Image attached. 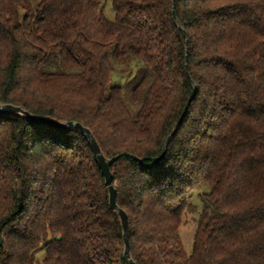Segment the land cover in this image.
Here are the masks:
<instances>
[{"label":"trees","instance_id":"1","mask_svg":"<svg viewBox=\"0 0 264 264\" xmlns=\"http://www.w3.org/2000/svg\"><path fill=\"white\" fill-rule=\"evenodd\" d=\"M106 2L0 0V103L120 154L136 264H264V0H112L114 20ZM41 249V264H127L85 135L0 113V264Z\"/></svg>","mask_w":264,"mask_h":264},{"label":"water","instance_id":"2","mask_svg":"<svg viewBox=\"0 0 264 264\" xmlns=\"http://www.w3.org/2000/svg\"><path fill=\"white\" fill-rule=\"evenodd\" d=\"M173 15L174 18H176V14H175V10H173ZM191 101V99H190ZM0 113L3 114H10V113H19L22 115L27 116L28 118H30L31 120L38 122V123H42V124H46L49 126H53V127H62V128H70V127H74L79 129L87 138L92 151L94 153V156L102 170V173L105 177V182L106 185L109 189V200H110V206L112 209H114L115 211H117L120 215L121 218V222L123 225V236H124V242H125V249H124V257L125 260L127 262V264H136V262L133 260V258L131 257V253H130V237H129V220H128V215L126 213V211L124 209H122L116 200V188L115 185L113 183V173L111 170V164L113 163V161H115L119 156L116 155L114 157L111 158H107L104 153L102 152L100 145L98 144L94 134L92 133V131L84 126L83 124H81L80 122H76V121H58L56 119L50 118V117H42V116H37L34 115L32 113H30L29 111L23 109L20 106L17 105H13L10 103H0ZM176 129V128H175ZM174 131L170 134V136L167 139L166 142V146L168 145L170 139L172 138ZM166 148V147H165ZM164 152H162V154L158 157V159H160L163 155Z\"/></svg>","mask_w":264,"mask_h":264},{"label":"rangeland","instance_id":"3","mask_svg":"<svg viewBox=\"0 0 264 264\" xmlns=\"http://www.w3.org/2000/svg\"><path fill=\"white\" fill-rule=\"evenodd\" d=\"M104 13L105 15L111 19H115V10L113 8L112 0H107L104 6ZM199 192H195L193 196V200L196 204L197 210L195 212L192 211H187L183 215V221H182V226H181V238L183 241V244L185 246V249L187 252H191L192 250V244H193V236L195 233V230L197 228V219L199 215V209L201 207L200 205V199H199ZM45 256V249H41L36 253V260L38 264H41L42 259Z\"/></svg>","mask_w":264,"mask_h":264}]
</instances>
